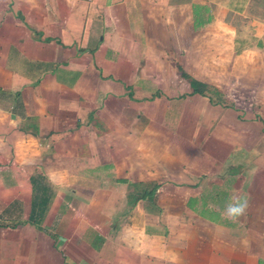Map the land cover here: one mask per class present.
I'll list each match as a JSON object with an SVG mask.
<instances>
[{"label": "crops", "instance_id": "obj_1", "mask_svg": "<svg viewBox=\"0 0 264 264\" xmlns=\"http://www.w3.org/2000/svg\"><path fill=\"white\" fill-rule=\"evenodd\" d=\"M0 264H264V0H0Z\"/></svg>", "mask_w": 264, "mask_h": 264}, {"label": "clouds", "instance_id": "obj_2", "mask_svg": "<svg viewBox=\"0 0 264 264\" xmlns=\"http://www.w3.org/2000/svg\"><path fill=\"white\" fill-rule=\"evenodd\" d=\"M248 206H249L248 199L244 197H237L230 199L224 213L225 218L232 221L239 220L241 217H243L246 214Z\"/></svg>", "mask_w": 264, "mask_h": 264}, {"label": "trees", "instance_id": "obj_3", "mask_svg": "<svg viewBox=\"0 0 264 264\" xmlns=\"http://www.w3.org/2000/svg\"><path fill=\"white\" fill-rule=\"evenodd\" d=\"M180 75L183 79H185L191 88L193 89V93L199 94V95H204L206 92H213L210 88H208L206 85L199 83L195 80H193L190 76H188L181 68H179Z\"/></svg>", "mask_w": 264, "mask_h": 264}, {"label": "rangeland", "instance_id": "obj_4", "mask_svg": "<svg viewBox=\"0 0 264 264\" xmlns=\"http://www.w3.org/2000/svg\"><path fill=\"white\" fill-rule=\"evenodd\" d=\"M205 97H206V96H205ZM214 97H216V96H212V95H210V96L207 97V98H208L209 100H212ZM208 99H207V100H208ZM209 100H208V101H209ZM211 103H212V102H211Z\"/></svg>", "mask_w": 264, "mask_h": 264}]
</instances>
